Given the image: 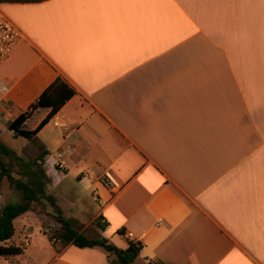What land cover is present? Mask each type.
<instances>
[{
	"label": "crops",
	"instance_id": "crops-1",
	"mask_svg": "<svg viewBox=\"0 0 264 264\" xmlns=\"http://www.w3.org/2000/svg\"><path fill=\"white\" fill-rule=\"evenodd\" d=\"M0 15L23 34L0 66V133L57 78L76 91L33 137L52 204L15 218L6 245L23 253L0 264H118L53 243L55 211L122 249L142 243L135 264H264V0L3 2Z\"/></svg>",
	"mask_w": 264,
	"mask_h": 264
},
{
	"label": "trees",
	"instance_id": "trees-1",
	"mask_svg": "<svg viewBox=\"0 0 264 264\" xmlns=\"http://www.w3.org/2000/svg\"><path fill=\"white\" fill-rule=\"evenodd\" d=\"M46 0H0L3 2L12 3H39ZM76 91L71 88L62 79L57 78L46 90L33 102L29 107L20 113L10 124L9 128L19 136L26 139L33 138L49 120L63 107V105L75 95ZM42 107H50L51 111L38 124L35 129H27L25 123L35 112ZM47 153H42L35 160L29 161L25 158L13 153L6 147L0 146V182L7 180L11 187L22 190L24 199L18 203H9L0 209V257L9 254H21L23 249L14 245H6V243L15 235L14 220L18 216L33 209V203L39 200L40 193L44 192V179L39 177V174H44L42 169V161ZM4 155L12 156L18 162L23 174L28 177V182L15 177L12 174L11 168L4 160ZM26 167L27 169H22ZM36 168L37 171L34 169ZM57 219L60 221V228L53 229L49 234L52 241L57 238L61 241L62 246L74 244L80 248L84 247H102L109 254H115L118 264H135V260L141 253L142 243H130L127 249H122L112 243L107 237L90 238L83 232H80L73 223L72 219L66 218L61 212L57 214ZM46 232V231H45ZM144 264H165L161 261L149 260Z\"/></svg>",
	"mask_w": 264,
	"mask_h": 264
},
{
	"label": "rangeland",
	"instance_id": "rangeland-1",
	"mask_svg": "<svg viewBox=\"0 0 264 264\" xmlns=\"http://www.w3.org/2000/svg\"><path fill=\"white\" fill-rule=\"evenodd\" d=\"M0 146L1 147L4 146V147L8 148L13 153H15V154L27 159V160H35L37 157H39L42 154V152L37 149L36 138L28 140L23 136H19V135L14 134L9 129H2V132L0 133ZM3 158L7 162L8 166L11 168L12 174L15 177L20 178L21 180H23L25 182H28V177L23 174V171L21 170V168L18 165V162L16 161L15 158H13L12 156H9V155H4ZM22 169L26 170L27 168L24 167ZM34 169L37 171L36 168H34ZM39 177H41L42 179H47V175L45 173L44 174L40 173ZM68 177L70 179H72L71 175H69ZM76 184H77V180L73 179L71 181V183H69V186L74 187ZM65 185H68V183H65ZM47 187H48V185H46V190H47ZM59 190H60V188L59 189L54 188L51 191V193L53 195L58 196ZM46 192L47 191H45V193H44V197H43V193L42 194L40 193L39 201L33 203V205L35 206V208L37 210L38 209L42 210V211L44 210L46 212L47 205L52 204V202L49 201L51 196H47ZM77 192H78V189H73L70 192L69 196L73 197L74 194ZM23 199H24V195H23L22 190H18V189L11 187V185L9 184V182L7 180H3L2 182H0V209H2L5 205H7L9 203L21 202V201H23ZM90 201H92V200H90ZM64 202L67 203V200L65 199ZM55 212H56L55 214L48 213L47 214L48 216L44 217L43 230H45L48 233H50L53 229L57 230L60 228V226H59V225H61L60 221L58 219H56L57 218V211H55ZM90 215H91V213H90V211H88L87 216H90ZM74 226L77 227L76 224H74ZM16 227H17L16 237L19 240L22 237V235H20L21 226H20L19 222L16 223ZM101 227H98L96 225V220H94L93 224L92 223H86L83 225H81V224L78 225V228H85V230L83 232H85V234H87V236L90 238H100L101 237V232H100ZM39 231H40V229H36V227H34V231H33L32 235L29 232L27 234L30 238H34L36 240V242L39 245L38 246L39 248H41L43 251H47L46 248H43V246H41V245H44L46 242L42 239V237H41L42 234H40ZM35 250H36L35 254H37L36 252L41 251L37 248Z\"/></svg>",
	"mask_w": 264,
	"mask_h": 264
},
{
	"label": "built area",
	"instance_id": "built-area-1",
	"mask_svg": "<svg viewBox=\"0 0 264 264\" xmlns=\"http://www.w3.org/2000/svg\"><path fill=\"white\" fill-rule=\"evenodd\" d=\"M23 38V34L18 27L7 19L5 16L0 15V66L10 59L19 41ZM59 161L57 166L62 169L66 168L65 160L63 159V152L58 153ZM100 181L103 186L112 193L118 192L122 188V183L115 176L113 171L105 170L100 175ZM30 239L25 237L23 244L28 245ZM53 243L60 242L59 239L53 238Z\"/></svg>",
	"mask_w": 264,
	"mask_h": 264
}]
</instances>
